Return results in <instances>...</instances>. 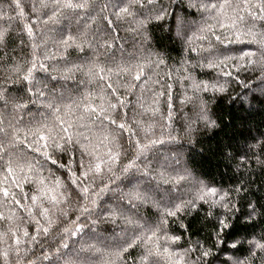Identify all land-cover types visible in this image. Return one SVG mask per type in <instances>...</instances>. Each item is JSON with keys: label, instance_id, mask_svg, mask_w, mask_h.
I'll list each match as a JSON object with an SVG mask.
<instances>
[{"label": "trees", "instance_id": "obj_1", "mask_svg": "<svg viewBox=\"0 0 264 264\" xmlns=\"http://www.w3.org/2000/svg\"><path fill=\"white\" fill-rule=\"evenodd\" d=\"M46 2L48 7L42 8L40 0H0V31H6L8 35L7 43L0 46V91L19 96L21 103L28 104L26 109L14 110L11 105L5 109L3 102H0V118L3 119L0 128L9 134L5 137L0 133V141L7 147L13 128L19 130L17 135L20 141H24L27 135L26 142L8 148L14 154L12 157L0 150V212L5 217H13V220H0V233H7L0 239V264L6 261L7 264H17V261L19 264H63L54 251L60 246L58 222L64 220L65 226L70 227L71 220L79 215V205L75 200L67 199V193H75L81 184L80 179L75 185L71 184V179H75L72 172L76 173V177H81L83 169L78 164L81 157L85 164L89 161H108L111 150L112 155L119 154L118 162L109 161L119 175L121 165L133 156L134 145L128 141L147 143L148 139L163 140L164 143L152 146L140 155L136 163L141 170L147 168L152 173L153 178L150 181L143 178L140 187L148 193L150 200L159 202V208L151 202L132 208L126 202L118 201L120 188L126 191L127 182L108 181L107 177L111 174L107 171L108 164L104 163L101 165V175L115 191L102 194L99 199L101 208L119 203L122 211L140 219L142 223H157L163 216L165 206L194 199L198 181L225 191L235 190L230 199L237 210L227 220L230 227L219 236V220L225 219L228 213L210 200L207 203L196 200L194 207H186L176 217H164L168 221L167 235L181 238L172 244L162 236L161 243L182 251L197 247L198 242L199 247L211 249L213 255L209 258L210 264H233L237 258L250 264H264L261 259L264 253L254 250L253 256L247 242L264 237V166L257 163V158L264 161V151L261 150L264 146V94H261L264 84L258 79V70L237 73L235 68L229 66L227 70L233 73V77L220 76L218 70L207 67L209 54L204 51L210 45L220 51L225 48L255 50V45L220 44L206 25L213 26L216 35H221L222 39L235 37L231 31L219 27L213 18L216 12L190 7V4H219L221 0H154L153 4L144 0L143 7L133 6L131 11L135 12L136 20H148L147 31L134 30L137 26L133 17L125 16L117 20L116 13L128 0H60L59 5L53 0ZM65 3H84L86 7L69 8L64 6ZM236 3L237 0H232L233 6ZM161 9L166 13L164 18L152 19ZM226 11L230 17L236 14L244 17L239 23L242 30L247 31L253 23L256 25L253 31L258 33L264 30V21H253L243 5L236 13L232 8ZM253 11L258 13L257 9ZM53 13L55 16L50 20ZM178 16L189 22L185 29L186 38L176 36L175 21ZM25 25L31 27V34ZM201 28H204L203 32ZM202 35L208 38L199 39ZM69 36L74 39L69 40L71 46L66 47L62 41ZM77 44L81 45L82 50L75 47ZM231 54L238 55L239 52ZM30 62L36 63L34 77L40 82L37 86L45 93L44 96L26 90L18 91L28 82L21 83L11 69L17 64L27 68ZM40 65H44V68ZM137 65L143 68L140 80H134L130 72L121 70L127 67L135 71ZM89 67L96 71L99 67L104 68L101 75L105 79H90L86 74ZM237 76L243 84L235 81ZM225 80L231 81L226 85V92L212 90L213 83H223ZM194 82H203L209 88L196 92L192 87ZM127 83L135 84V87L131 90L123 87ZM109 84L116 88L115 94L108 87ZM116 96L125 104L118 106L115 112L109 109V114L117 118V125L126 123L130 130L122 133L114 132L117 125H111L107 120L102 125L96 119L97 116L103 119L100 108L108 107V99L115 103ZM185 97L190 98V102H185ZM53 100L59 105H73L70 116L65 114L63 107L59 115L71 123L68 134L73 136L74 142L77 139L82 143L90 141L89 148L94 150L95 159L84 155L75 143L70 154L58 153L49 141L47 151L59 163L67 166L61 169L43 156V148L41 152H34L28 147L36 139L28 133L29 128L34 130L43 124L52 127L55 123L58 132L59 127L68 126L54 121L51 110L46 108V104ZM85 106L95 111L90 114V109ZM201 106H206L209 116L216 121V127L206 128L198 122L197 113ZM121 113H127V116L121 119ZM149 126L150 131L145 132L144 129ZM189 126L192 129L190 136L185 131ZM79 133H83V136ZM108 133L117 138L113 139V135ZM104 135H108L107 140ZM84 137L89 139L85 140ZM40 143L43 145L44 141ZM16 157H20L19 161ZM10 158L14 161V172L11 174L6 171V161ZM26 161L33 165L32 172L26 169L21 172L17 167V163L24 164ZM180 176L186 179L177 182ZM38 178L44 180L43 185ZM164 180L170 182L164 183ZM83 183L92 191L98 190L92 188L88 180ZM17 184L20 186L17 187ZM96 184L103 187L99 179ZM3 189H8L11 194L4 197ZM13 195L20 201L19 204L15 203ZM33 196L38 199L33 201ZM53 196L56 200L51 199ZM81 203L91 207L90 202L82 198ZM249 203L256 207V214L251 218L245 215L250 211ZM21 205L31 209L35 219L29 217ZM44 209H48L46 216ZM62 211L68 213L67 218L62 216ZM99 214L100 209H96L92 218ZM79 222L86 225L83 231L64 239L68 248L60 247L59 256L65 259L72 257L83 261L90 258L94 261L97 257L91 252H82L80 257L74 253L82 245L94 244L100 248L115 246L122 242L121 237L131 238L136 234L119 220L116 224L91 225L85 214ZM44 228L49 231L45 233ZM25 230L28 236L24 235ZM233 243H237L238 247L232 248ZM6 252L7 256L4 255ZM129 252L128 264H134V261L138 264V257L143 252L142 244ZM44 253L53 259L44 260ZM198 254L194 252L192 259L195 260ZM161 264H166V261Z\"/></svg>", "mask_w": 264, "mask_h": 264}, {"label": "snow or ice", "instance_id": "obj_2", "mask_svg": "<svg viewBox=\"0 0 264 264\" xmlns=\"http://www.w3.org/2000/svg\"><path fill=\"white\" fill-rule=\"evenodd\" d=\"M53 2L56 5H59L60 0H53ZM148 4H153L154 0H147ZM40 4L42 8L48 7V4L46 0H40ZM243 5L251 15V18L253 21L256 19H259L260 21H264V0H237V3L235 6L232 4V0H221L219 4L217 3H209V4H190V7H198L199 9H202L204 11H212L214 10L216 12V16L213 17L217 20V24L219 27L231 31L232 36L235 37V39H227V37L223 38L221 35H216L215 31L213 30V26L206 25L209 32L212 33L213 36H215V40L218 41L220 44H246V45H255V50H249L245 51L243 49H229L225 48L224 51H220L216 49L214 46L210 45L207 49H204V51L208 52L209 56L207 58V67L218 70V73L222 77H233V73L229 70V66L236 69V72L239 73L240 71H248V70H258L260 75L258 79H260L261 83L264 84V30H261L260 32H255L253 29L256 27L255 23L252 24L251 27L247 29V31L242 30L239 27V23L244 20L243 16H240L238 14L230 17L226 11L228 8H232L233 13H236V10L240 8V6ZM19 6V5H17ZM65 7H79L83 8L86 7V4L81 3L77 5H73L71 3H65ZM133 6H144V0H128V3L121 7L119 11L116 13L117 20L124 19L125 16L133 17L134 22L136 23V29H144L147 31V24L148 20H136L135 19V12L131 11ZM104 7H107L105 5ZM253 9H257L258 13L256 11H253ZM103 10V9H102ZM166 13L163 9L159 13H157L152 19L155 20H162L164 18V15ZM55 16V13H53V16L49 17V19H53ZM107 19V17H105ZM109 24L112 23V21H108ZM189 22L185 20L184 17H176L175 21V29H176V36L178 38H186V32L185 29L187 27ZM27 28V31L29 34H31L32 29L31 27L25 25ZM201 32L204 31V28L200 29ZM243 37H250L249 39H243ZM199 39H207L208 37L205 35H202L198 37ZM74 38L69 36L67 40H63L62 43L65 44L66 47H70L68 41L73 40ZM8 35L6 31H0V46H4L7 43ZM76 48L81 49V45L77 44L75 45ZM82 50V49H81ZM195 51V49H193ZM239 52L238 55H233L231 53L233 52ZM203 66V65H201ZM36 67L35 62H30V66L27 68H22L21 65L17 64L15 65L11 71L13 74H16L18 78L20 79L21 83L24 81L28 82V85L25 87L20 88L19 92H24L25 90L29 93L38 94L39 96H44L45 93L37 86L40 82L35 80L34 77V69ZM41 68H44V65H40ZM83 67V66H79ZM136 70L133 71L131 68H122L121 70L124 72H130L133 76L134 80H140L141 76L143 74V68L139 65L135 66ZM46 70V69H45ZM104 68L99 67L98 71L94 70L93 67H89L87 69L86 74L89 76L90 79H100L104 80L105 76L101 75L104 73ZM22 74V75H21ZM54 79V78H53ZM236 82L243 84V81H240L238 79V76L234 78ZM230 80H225L223 83H220L217 81L216 83H213L211 85V88L213 91L224 93L227 91L226 85L230 83ZM109 88H111L112 93H116V88H113L111 84L108 85ZM123 87H126L127 89L131 90L135 87V84L127 83L123 85ZM193 89L196 92H199L201 90L207 91L209 88L208 84L201 83H193L192 85ZM35 90V91H34ZM261 94H264V87L261 88ZM159 95H164V93H159ZM0 102H3V107L6 109L9 105L12 106V108L15 109H26L28 108L27 103H21L19 96H13L6 91H0ZM185 102H190V98L185 97ZM34 103V101H33ZM108 107L100 108V113L103 115V119L100 118V116H97L96 119L100 121V123L103 125L104 121L107 120L110 122L111 125H117V118L109 114V109H111L113 112L117 111L118 106H122L125 104V101L120 99L119 96H116V102L113 103L111 99H108L107 101ZM63 107L66 115H71L73 110L72 104H64L59 105L55 103L53 100L52 102H49L46 104V108L51 110L52 115L54 117V121H59L60 125L67 124V127H59V131H56V125L52 127H49L47 124H43L40 127L35 128L34 130L29 128L28 133L32 136H34L36 139L32 141L31 144H28V147L32 149L34 152H41L42 148L44 151L42 152L43 156L46 159L51 160L53 165L59 166L61 169H65L67 166L63 163H59L58 159H54L52 155L47 151L49 147V141H51L52 145L56 149L58 153H64V154H70L72 151V146L78 145L80 150L84 155L95 157L94 150H90L89 143H82L79 139H77L75 142L73 141V136L71 134H68V129L72 127L71 123L62 119L59 113L61 112V108ZM86 108L90 109V106H85ZM171 107V105H169ZM94 109H90L91 112H94ZM158 111V110H154ZM127 116V113H121L120 117L123 119ZM170 116V114H169ZM80 119H83V117H80ZM197 120L198 122L202 123L206 128H212L216 127V121L213 120L207 111L206 106H201L200 111L197 113ZM3 123V119L0 118V124ZM139 124V122H137ZM9 127H12L11 124H9ZM150 127L148 129H144L145 132L150 131ZM105 128H107V125H105ZM46 130V131H45ZM125 130H130L126 123H119L117 125V128L114 130V132H123ZM19 130L13 128L11 139H8L7 141V147L5 146V143L3 141H0V150L8 153L9 157H12L14 154L8 151L9 147H15L20 142H26L27 141V135L24 137V141H20L19 136L17 135V132ZM187 135H191L192 129L189 126L185 129ZM0 133H3L5 137H8V133L5 132L3 128H0ZM60 133H64L65 135H60ZM78 135L83 136V133H79ZM108 135H113L112 133H108ZM108 135H104V139H108ZM135 135V133H133ZM117 137L113 135V139H116ZM85 140H88V137H84ZM174 139V138H173ZM41 141H44L43 145H41ZM129 144L134 145L133 150V156L128 159V162L126 164L121 165L120 168V174L118 175L111 164H109V161L112 163L118 162L119 160V154L112 155L111 150H109V159L108 161H100L93 163L92 161H89L87 164L83 162V156L81 157V161L78 162L79 167L83 169L81 173V177H76V173L72 172V177H75V179H71V184L75 185L77 183V180H81V184L78 186V190L74 193L72 191L67 193V199L75 200L76 204L79 205V215L76 216L74 220H71L70 224L71 226H65V221L60 220L58 222V236H59V245L55 248V253L57 256V259L63 260V264H128V257L131 255L129 252L130 249H134L137 247L138 244H142L143 246V252L138 257V264H161L162 261H166V264H210L209 258L213 255L211 249H205L199 247V244L197 242V247L195 248H186L182 251L174 250L168 246H165V244L161 243V237L163 236L165 241L171 242L172 244H175L177 241L180 240V236H168L166 231V225H167V219L164 217H176L177 214L181 211H183L186 207L189 206H195V201L200 200L204 201L205 203L211 201L213 205L219 204L221 207H223L226 212L228 213V216L225 217V219L219 220L218 225V231L217 236L220 235L221 232H223L225 229L229 228L230 225L228 224L227 220L231 217L234 211L237 209L235 208V205L232 203L230 197L232 194V191H225L223 189H217L216 187L209 186L208 184L204 183L203 181L197 182V187L194 195V199L191 201L180 203H173L171 207L165 206L163 209V216L160 218L159 222L157 223H148L145 221L142 223L140 219L134 218L133 216L127 215L124 211L121 210V205L119 203L113 205V204H107L106 207L101 208L99 199L102 197V194H105L108 191H115V189L110 188L109 183L105 182V178L101 175L103 172L102 163L108 164L107 171L111 175L107 177L108 181H111L112 183H115L116 180L126 181L127 184L125 187L127 190L125 191L124 188H120V195L117 197L118 201H124L127 205H130L132 208H136L138 204H147L151 202L154 206L159 208V202L150 200V197L148 196V193L146 191L141 190V182L143 178H147L148 181H150L152 177V173L147 169L141 170L139 166L136 163V160L140 158V155H143L144 152L150 150V148L156 144H163V140H152L148 139L147 143H141L140 140H129ZM35 145V147H33ZM261 150L264 151V146L261 147ZM2 158V157H0ZM20 157H16V160L19 161ZM13 159H9L6 161V171L7 173L11 174L14 172L13 168ZM257 163L264 166V161L259 160L257 158ZM17 167L21 172L25 171V169L28 172L33 171V165L31 162H25L24 164L17 163ZM69 171H71L69 169ZM140 173V175H137V173ZM91 176V179L89 180V177ZM7 176H5V180H7ZM25 180L28 179L27 176L24 177ZM39 183L41 185L44 184V180L42 178H38ZM100 180V183L103 184V187H99L96 184L97 180ZM186 179L185 176L178 177L179 180ZM84 180H88L89 184L92 186V188H98L97 191H92L88 185H85L83 183ZM170 181L164 180V183H169ZM20 184H17V187H19ZM119 187V186H118ZM3 195L4 197H8L11 193L8 189H3ZM43 192V189H41ZM26 195V194H25ZM95 197V198H92ZM218 197V199H216ZM81 198L85 201H89L91 204V207L85 206L81 203ZM38 197L33 196L32 200L36 201ZM52 200H56V197H51ZM13 200L15 203L19 204L20 201L15 199V196L13 195ZM21 207H25L24 205H21ZM248 208L250 211L246 212L245 215L248 218H251L256 214V207L254 204L249 203ZM100 209V214L93 219L92 213L96 210ZM25 211L28 212L29 217L32 219H35L33 212L31 209L25 207ZM48 212V209H44V215L46 216ZM87 214V219L90 221L91 225H99V224H116L119 220L123 224L131 227L133 231L136 233L131 238H124L121 237L122 242L115 246H106L104 248L97 247L94 244H89L87 246L82 245L79 250L75 251L74 255L76 257H80V254L82 252H91L94 256L97 257L96 260L85 259L83 261L80 260H74L72 257L64 258L59 256L60 253V247L68 248V244L64 243V239L67 238L68 235H76L77 232L83 231L84 227L86 226L83 223H80V218L82 215ZM62 216L67 218L68 213L62 211ZM3 219H9L13 220V217H5L2 212H0V220ZM38 223V222H37ZM49 223H52L49 221ZM181 227H184V225H181ZM234 227V226H233ZM11 227L9 228V232H11ZM43 231L47 233L49 231L48 228H44ZM7 233H0V239H2L4 236H6ZM24 235L28 236L29 233L27 230L24 231ZM19 239H17V244H19ZM218 243H223V241H217ZM250 247V252L252 255H255L254 250H259V252L264 253V237H261L260 240H249L247 241ZM232 248H237L238 244L233 243ZM199 253L195 260L192 259L193 253ZM5 256L8 255V253H4ZM44 260H52L53 257L49 255L48 253L43 254ZM262 260H264V257H261ZM7 264V261L5 262ZM17 264H19V261H17ZM134 264H137V261H134ZM233 264H250L249 261H242L239 258H237Z\"/></svg>", "mask_w": 264, "mask_h": 264}]
</instances>
